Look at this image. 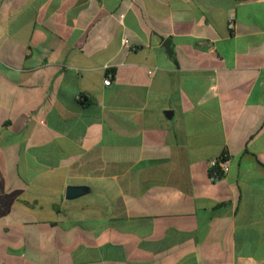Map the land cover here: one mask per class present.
<instances>
[{
	"label": "crops",
	"instance_id": "obj_1",
	"mask_svg": "<svg viewBox=\"0 0 264 264\" xmlns=\"http://www.w3.org/2000/svg\"><path fill=\"white\" fill-rule=\"evenodd\" d=\"M0 264H264V0H0Z\"/></svg>",
	"mask_w": 264,
	"mask_h": 264
},
{
	"label": "built area",
	"instance_id": "obj_2",
	"mask_svg": "<svg viewBox=\"0 0 264 264\" xmlns=\"http://www.w3.org/2000/svg\"><path fill=\"white\" fill-rule=\"evenodd\" d=\"M228 27L232 29L233 27V17L230 18ZM126 41V40H125ZM106 85L111 83V73H108L104 79ZM207 165L210 170V177L217 178L229 170V160L223 156L211 157Z\"/></svg>",
	"mask_w": 264,
	"mask_h": 264
},
{
	"label": "water",
	"instance_id": "obj_3",
	"mask_svg": "<svg viewBox=\"0 0 264 264\" xmlns=\"http://www.w3.org/2000/svg\"><path fill=\"white\" fill-rule=\"evenodd\" d=\"M167 114H168V111H165L166 116ZM87 190H88V187L84 185H69L66 188L65 196L68 199H73V198H76L84 194L85 192H87Z\"/></svg>",
	"mask_w": 264,
	"mask_h": 264
},
{
	"label": "trees",
	"instance_id": "obj_4",
	"mask_svg": "<svg viewBox=\"0 0 264 264\" xmlns=\"http://www.w3.org/2000/svg\"><path fill=\"white\" fill-rule=\"evenodd\" d=\"M223 157H225L224 155H222Z\"/></svg>",
	"mask_w": 264,
	"mask_h": 264
}]
</instances>
